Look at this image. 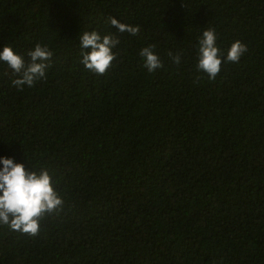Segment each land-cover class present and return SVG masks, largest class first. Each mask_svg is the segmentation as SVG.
Listing matches in <instances>:
<instances>
[{"label":"trees","instance_id":"obj_1","mask_svg":"<svg viewBox=\"0 0 264 264\" xmlns=\"http://www.w3.org/2000/svg\"><path fill=\"white\" fill-rule=\"evenodd\" d=\"M207 28L225 57L248 49L214 81ZM86 31L120 40L105 75L81 63ZM37 43L54 55L35 87L0 62V158L46 167L64 205L36 237L0 226V264H264V0H0V52Z\"/></svg>","mask_w":264,"mask_h":264},{"label":"clouds","instance_id":"obj_2","mask_svg":"<svg viewBox=\"0 0 264 264\" xmlns=\"http://www.w3.org/2000/svg\"><path fill=\"white\" fill-rule=\"evenodd\" d=\"M108 21L119 33L128 32L135 36L140 32L139 26L133 27L112 17H108ZM79 40L81 63L89 72L105 75L117 58L118 54L113 49L120 40L114 34L102 36L97 31H86ZM155 48L156 45L152 44L139 52L143 66L149 73L164 67L160 57L155 54ZM247 51L245 44L235 41L225 57L217 47L215 30L207 28L198 41L196 71L214 81L221 72L223 62L239 63ZM53 55L47 45L37 43L34 49L27 52L29 60L26 62L23 56L6 45L0 52V62L6 63L15 77L12 80L13 86L23 91L25 85L35 87L38 81L47 79L46 72L52 66L50 61ZM168 56L179 66L181 54L174 56L169 51ZM0 164L3 165L0 169V226H6L22 235L36 237L41 229V221L46 216L63 210L64 200L54 188L53 177L46 167L39 170L32 167L28 169L25 164L16 163L13 158H0Z\"/></svg>","mask_w":264,"mask_h":264}]
</instances>
